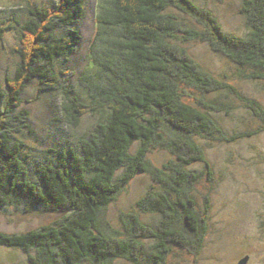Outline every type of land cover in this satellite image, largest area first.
I'll list each match as a JSON object with an SVG mask.
<instances>
[{
  "label": "trees",
  "instance_id": "obj_1",
  "mask_svg": "<svg viewBox=\"0 0 264 264\" xmlns=\"http://www.w3.org/2000/svg\"><path fill=\"white\" fill-rule=\"evenodd\" d=\"M21 2L23 15L0 25L1 42L6 31L20 35L10 45L14 71L0 81V211L62 218L0 230V247L26 254L29 264H164L175 247L197 255L214 181L204 146L264 132V106L207 70L190 45L225 56L238 80L264 82V0L241 1L240 35L195 0ZM89 14L96 30L81 65ZM29 87L34 100L53 99L41 155L26 142L36 133L24 105L33 104ZM235 100L257 127L230 133L219 123L215 115L230 114ZM87 116L93 121L83 127ZM153 153L165 157L158 163ZM139 177L150 184L113 221L111 206Z\"/></svg>",
  "mask_w": 264,
  "mask_h": 264
},
{
  "label": "rangeland",
  "instance_id": "obj_2",
  "mask_svg": "<svg viewBox=\"0 0 264 264\" xmlns=\"http://www.w3.org/2000/svg\"><path fill=\"white\" fill-rule=\"evenodd\" d=\"M41 1V0H37ZM46 1V0H43ZM95 0H91V3ZM198 4L207 6L218 17L225 31L243 34L247 30L244 18L239 13L242 0H195ZM24 3L21 0H0V25L1 21L11 15H23ZM94 5L93 3L91 4ZM96 24L93 16L88 15L82 25L85 43L80 57L75 63L82 65L85 48L95 33ZM15 33L6 31L5 41H0V81L11 75L14 71V55L10 52L19 39ZM193 57L215 76L228 75V82L237 85L239 90L251 98L260 101L264 106V82L238 80L236 67L225 56L212 51L207 45L196 43L190 45ZM80 59V60H79ZM33 99L31 107L34 127V136L26 137L29 146L41 148L44 146L42 139L49 129V109L47 103L52 101L45 97L34 100L35 89L28 88L24 95ZM215 117L227 132L253 129L259 121L252 116L239 101L232 103L230 114L221 112ZM93 121L87 116L83 127ZM39 138V141L35 139ZM41 140V141H40ZM206 155L211 161L214 170L212 185V206L210 212V227L201 252L195 255L186 249L173 248L167 255L164 264H238L246 255L249 257L245 264H264V132L232 143L211 142L204 146ZM33 153V152H32ZM156 162H161L165 157L162 153L149 155ZM151 159V160H152ZM150 180L139 177L131 183L128 191L111 206L110 219H117V210H128L134 201L145 192ZM208 185L202 181L201 189ZM115 216V217H114ZM59 213L22 214L12 210L0 211V230L8 233L23 232L36 228L41 224L51 223L61 219ZM29 264L26 254L17 249L0 247V264ZM113 264H132L126 260L118 259Z\"/></svg>",
  "mask_w": 264,
  "mask_h": 264
},
{
  "label": "water",
  "instance_id": "obj_3",
  "mask_svg": "<svg viewBox=\"0 0 264 264\" xmlns=\"http://www.w3.org/2000/svg\"><path fill=\"white\" fill-rule=\"evenodd\" d=\"M248 258H249V257L246 255L245 257H243V258L239 261L238 264H245V263H247Z\"/></svg>",
  "mask_w": 264,
  "mask_h": 264
}]
</instances>
